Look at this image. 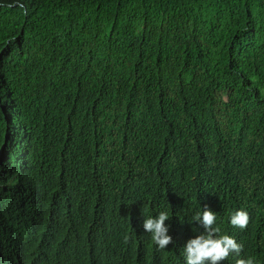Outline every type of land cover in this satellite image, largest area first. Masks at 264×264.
<instances>
[{
  "label": "trees",
  "instance_id": "trees-1",
  "mask_svg": "<svg viewBox=\"0 0 264 264\" xmlns=\"http://www.w3.org/2000/svg\"><path fill=\"white\" fill-rule=\"evenodd\" d=\"M205 207L264 264V0H0V264H185Z\"/></svg>",
  "mask_w": 264,
  "mask_h": 264
},
{
  "label": "clouds",
  "instance_id": "clouds-1",
  "mask_svg": "<svg viewBox=\"0 0 264 264\" xmlns=\"http://www.w3.org/2000/svg\"><path fill=\"white\" fill-rule=\"evenodd\" d=\"M169 215L167 212H160L155 217L144 219L143 229L151 234V239L159 249H166L173 243V238L169 235V227L166 226ZM193 220L203 228V233L187 241L184 247L185 264H222L230 255L240 256L243 246L232 236L219 235L221 229L216 225L217 214L207 207L202 213H197ZM250 222L249 213L240 209L230 216V224L234 228L244 230ZM125 236V242L128 241ZM236 264H255L254 258H239Z\"/></svg>",
  "mask_w": 264,
  "mask_h": 264
}]
</instances>
